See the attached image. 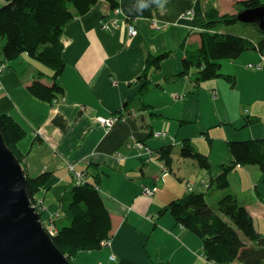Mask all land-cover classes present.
Segmentation results:
<instances>
[{
    "label": "crops",
    "instance_id": "crops-1",
    "mask_svg": "<svg viewBox=\"0 0 264 264\" xmlns=\"http://www.w3.org/2000/svg\"><path fill=\"white\" fill-rule=\"evenodd\" d=\"M240 1L164 0L150 18L129 22L137 30L131 35L125 16L116 15L108 0H98L63 28L65 66L57 79L63 93L52 102L28 90L43 71L40 63L25 53L6 63L0 73V113L12 116L26 131L17 143L25 173H52L48 188L38 193L44 225L53 232L52 221L56 229L55 220L67 222L60 199L76 182V172L85 180H99L110 212L108 242L98 250L79 251L74 264H240L208 260L200 237L170 213H159L188 186L204 191L220 166L231 163L228 141L264 137V58L258 51L222 61L221 72L233 75L234 84L222 77L196 83L190 75L193 67L188 74L170 78L183 69L182 44L200 45L207 8L234 14ZM7 2L0 0V7ZM111 19L117 25L104 28ZM221 26L218 30L225 32ZM240 34L256 36L254 28ZM162 52L169 54L158 68L146 72L157 85L140 91L148 54ZM259 63V69L249 66ZM40 80L51 83L47 77ZM99 116L117 120L106 129L98 124ZM185 139L208 155L209 170L179 156ZM134 141L154 153L148 156L133 146ZM170 145L171 169L163 173L157 152ZM228 178L229 187L219 191L218 199L226 192L236 195L264 235V172L254 165H237ZM154 186L153 194L144 192Z\"/></svg>",
    "mask_w": 264,
    "mask_h": 264
},
{
    "label": "trees",
    "instance_id": "trees-1",
    "mask_svg": "<svg viewBox=\"0 0 264 264\" xmlns=\"http://www.w3.org/2000/svg\"><path fill=\"white\" fill-rule=\"evenodd\" d=\"M97 1L8 0L0 7V62L7 63L23 53L27 54L43 68L28 86V90L44 101L52 102L57 99L63 93V88L57 81L65 66L62 57L63 28L74 17L85 14ZM108 1L111 10L120 7L125 20L131 22L139 17L150 18L154 8L164 0ZM262 3L264 2L261 0H241L240 10ZM205 16L206 21L200 31V45L186 48L182 44L183 69L170 78L188 74L193 67L195 69L192 78L196 83L222 77L234 84L233 75L221 72L222 61L234 59L247 50L264 54V31L256 23H243L254 27L255 37L219 31V25H232L240 21L237 13L220 14L215 7H208ZM168 54L169 52L148 54L144 74L141 76L144 81L140 91L157 85L150 82L146 72L151 67L158 68L160 61ZM42 77H47L51 81L50 85L42 83ZM0 131L7 146L22 161L23 154L18 150L17 143L26 135L24 128L9 114L0 113ZM227 145L233 160L220 166L219 174L210 178L205 190L198 192L187 188L181 197L169 201L159 213H170L178 224L200 237L203 255L208 260L220 263L236 261L240 264H264V235L256 229L246 206L230 192L224 193L214 205L207 199L210 192L225 191L229 187L228 174L237 165H254L264 172V137L232 140ZM171 154V145L157 152L166 171L171 169ZM179 156L192 158L206 170L210 168L208 155L198 151L187 139L179 148ZM51 175L49 171L33 176L26 174L27 194L31 204L39 212L42 203L38 193L48 188ZM77 181L76 179L60 199L67 222L54 219L58 228L56 229L53 221V227L51 226L55 229L51 235L54 244L72 264L79 251L101 249L108 242L112 231L110 212L97 185L99 180L83 178ZM57 221L62 225L58 226Z\"/></svg>",
    "mask_w": 264,
    "mask_h": 264
},
{
    "label": "water",
    "instance_id": "water-1",
    "mask_svg": "<svg viewBox=\"0 0 264 264\" xmlns=\"http://www.w3.org/2000/svg\"><path fill=\"white\" fill-rule=\"evenodd\" d=\"M264 31V4L237 13ZM26 191V173L0 131V264H71Z\"/></svg>",
    "mask_w": 264,
    "mask_h": 264
},
{
    "label": "built area",
    "instance_id": "built-area-1",
    "mask_svg": "<svg viewBox=\"0 0 264 264\" xmlns=\"http://www.w3.org/2000/svg\"><path fill=\"white\" fill-rule=\"evenodd\" d=\"M112 11L116 15L119 14V13H122L123 14V12H122V10H121L120 7H115ZM152 23L155 24L156 22L155 21H152ZM110 24L116 26L117 25L116 19H111L109 22H104L102 25H103L104 28H110ZM126 25L128 26L129 32H130L131 35H135L137 33V30L135 28H133V26L130 25L129 22L126 21ZM262 56H263L262 58H264V54ZM6 66H7V64L5 62H0V73L4 71V69L6 68ZM249 66L250 67H253V68H256V69H259L261 67L260 66V63L259 64H249ZM115 120H117V116H111V117H108V118L102 117V116L97 117L98 124L101 125V126H103L106 129H109L113 125V123L115 122ZM37 133H41V130L38 129L37 130ZM133 146L142 149L144 151V153H146L148 156H150V155H152L154 153V150H152L150 147L144 145L140 141H134L133 142ZM69 169L71 171L75 172L74 167H73V164H69ZM165 172H166V169L163 168V173H165ZM163 173H162L161 177H163ZM75 177H76V179L78 181H81L84 178L83 174L82 173H78V172L75 173ZM190 189H192L191 186H188V190H190ZM155 191H156V187L155 186L154 187H145L144 188V192L146 194H148V195L153 194ZM48 230L52 232L51 229L48 228ZM112 258H113V256H112Z\"/></svg>",
    "mask_w": 264,
    "mask_h": 264
},
{
    "label": "rangeland",
    "instance_id": "rangeland-1",
    "mask_svg": "<svg viewBox=\"0 0 264 264\" xmlns=\"http://www.w3.org/2000/svg\"><path fill=\"white\" fill-rule=\"evenodd\" d=\"M264 2V0H261ZM221 27L224 28L225 32H231V33H251V28H254L252 25L250 24H243V23H234L232 25H222ZM6 69V68H5ZM192 73H191V77H192ZM230 83V82H229ZM232 84V83H231ZM22 164V161H20ZM23 165V164H22ZM24 167V165H23ZM25 170V169H24ZM218 193L219 190L216 191H212L208 194L207 199L209 201L210 204H215L216 201L218 200ZM57 225L61 226L62 224L60 222L57 221ZM49 226V225H48ZM107 243V242H106ZM112 258V255L110 256ZM69 262L72 264V262L69 260Z\"/></svg>",
    "mask_w": 264,
    "mask_h": 264
},
{
    "label": "bare ground",
    "instance_id": "bare-ground-1",
    "mask_svg": "<svg viewBox=\"0 0 264 264\" xmlns=\"http://www.w3.org/2000/svg\"><path fill=\"white\" fill-rule=\"evenodd\" d=\"M263 2V1H262ZM262 4H264V3H262ZM242 10V9H241ZM240 11V9L237 11V13ZM242 23V22H241ZM261 66V65H260Z\"/></svg>",
    "mask_w": 264,
    "mask_h": 264
}]
</instances>
